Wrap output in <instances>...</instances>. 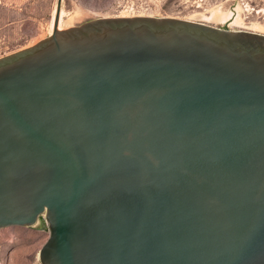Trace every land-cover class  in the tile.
<instances>
[{"label": "water", "instance_id": "obj_1", "mask_svg": "<svg viewBox=\"0 0 264 264\" xmlns=\"http://www.w3.org/2000/svg\"><path fill=\"white\" fill-rule=\"evenodd\" d=\"M0 58V229L40 264H264V35L105 17Z\"/></svg>", "mask_w": 264, "mask_h": 264}, {"label": "rangeland", "instance_id": "obj_2", "mask_svg": "<svg viewBox=\"0 0 264 264\" xmlns=\"http://www.w3.org/2000/svg\"><path fill=\"white\" fill-rule=\"evenodd\" d=\"M55 6L56 0H0V58L45 39ZM61 9L63 29L97 18L149 16L264 35V0H62ZM47 237L41 222L0 229V264H40Z\"/></svg>", "mask_w": 264, "mask_h": 264}, {"label": "bare ground", "instance_id": "obj_3", "mask_svg": "<svg viewBox=\"0 0 264 264\" xmlns=\"http://www.w3.org/2000/svg\"><path fill=\"white\" fill-rule=\"evenodd\" d=\"M54 15H55V7L52 11V15H51V19H50V23H49V30H48V36L51 34L52 30H53V20H54ZM63 16H64V11L61 9L60 10V14H59V19H58V24H57V28L59 30L63 29ZM120 17H124V16H120ZM236 21V20H235ZM236 23V22H235ZM238 23V22H237Z\"/></svg>", "mask_w": 264, "mask_h": 264}]
</instances>
